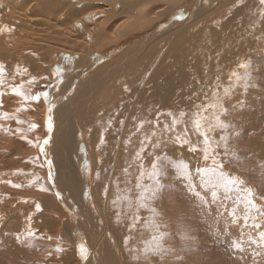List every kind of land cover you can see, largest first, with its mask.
<instances>
[{
    "label": "bare ground",
    "instance_id": "1",
    "mask_svg": "<svg viewBox=\"0 0 264 264\" xmlns=\"http://www.w3.org/2000/svg\"><path fill=\"white\" fill-rule=\"evenodd\" d=\"M262 11L259 0H0V112L9 114L0 118V264H203L206 235L213 237L225 223L215 204L188 201V181L175 169H167L151 202L160 230L168 233L162 243L171 251L163 259L143 252L152 235L144 222L150 213L139 209L141 219L134 221L135 203L117 197L135 200L139 168L133 157L153 127L146 123L137 133L135 125L159 120L162 128L169 111H191L211 95L217 76L222 96L232 71L247 76L224 101L229 128L212 135L228 137V155L218 149L225 171L244 180L258 202L264 196V172L249 173L255 164L264 171V129L253 122L264 119ZM41 80L47 95L38 100L11 91L23 84L22 91L33 95ZM189 147L169 142L156 154L185 161L190 172L210 164ZM151 151L143 153L145 166ZM192 182L198 184L196 177ZM227 231L240 235L238 225ZM81 242L87 260L79 255ZM253 248L263 255L264 247Z\"/></svg>",
    "mask_w": 264,
    "mask_h": 264
},
{
    "label": "snow or ice",
    "instance_id": "2",
    "mask_svg": "<svg viewBox=\"0 0 264 264\" xmlns=\"http://www.w3.org/2000/svg\"><path fill=\"white\" fill-rule=\"evenodd\" d=\"M261 5H264V0H259ZM264 15V11L261 13ZM175 19H180V16H175ZM244 68L245 65H240ZM19 72V68L17 69ZM24 71H27L24 69ZM59 70H57L58 73ZM235 71H232L228 79L231 81L227 86L223 87V95L217 91L220 85V78L217 76L216 81L209 87L212 88L211 95L205 94L204 100L193 105L191 111L180 110L178 113L169 111L167 115L170 117V122H165L163 127L160 128L159 120L156 121H140L135 125L136 132L142 133L143 127L146 123L152 124L153 127L148 133H143L142 139L139 141L140 147L135 152L133 159L138 161L139 174L135 177V189L136 196L133 201L128 195L119 196L117 199L126 200L131 207L133 203L136 205V213L133 216L134 221H139V209H146L150 215L144 218L145 225L150 227L152 235L150 239L143 241L144 253L158 254L163 259V254L171 249H164L163 238L168 233L161 231L162 225L156 221V217L159 215L157 210L151 206V202L157 197V194L162 188L161 179L166 175V171L169 167L175 169L177 175L184 177L188 181L187 190L192 193L201 205L215 204L217 206V216L224 220L225 231L224 235H229L227 229L231 226L238 225L240 228V235L238 238L231 240V247L236 250L243 251V245L247 242L252 244H258L264 247V196L259 197L257 201L255 191L247 186L245 181L239 176L229 174L225 171L224 162L221 153L218 149L223 146L225 148L224 156L228 155L226 135H221L219 140L215 139L212 135L219 130H227L229 124L222 119L227 112L224 106V101L227 99L233 91L235 84L242 79H245ZM4 66L0 64V85L4 84ZM33 80L35 77L32 78ZM32 81H29L31 83ZM23 84L12 87L11 91L25 100H38L41 95H47V93H37L36 95H28L22 91ZM127 90V88H126ZM4 93L0 91V95ZM2 106V102H0ZM22 108H17L16 111H21ZM52 111L51 106L48 108V112ZM159 115V113H158ZM9 114L6 112H0V118H7ZM135 119V117L133 118ZM18 123L22 121L17 120ZM124 123L123 120L120 121ZM111 124V120H109ZM30 127L35 128L36 125L32 124ZM47 127L49 130L52 128V118L48 116ZM20 131V129H17ZM191 134V135H190ZM197 136V141L193 143L191 136ZM103 135H101V143H103ZM131 142V137L125 141V144ZM179 143L181 145H189V151L202 153V159L204 161H210V164H206L203 167H198L194 172L189 171L188 164L183 160H170L167 155L156 154V150L161 147L162 144L167 143ZM44 144L48 143L45 139ZM151 148L152 151L148 153L152 157L150 166H145L143 153L145 149ZM40 151L43 153V145H41ZM234 159H238L235 152L231 153ZM49 168H51V161H48ZM124 172L128 173V168L124 169ZM193 177H196L198 184L193 183ZM35 179H39L36 177ZM49 180H51V173L49 174ZM11 183V182H9ZM33 181H29V184ZM15 187H21L20 184L14 185ZM200 190H197V189ZM204 193L210 195V199ZM57 197H60V193H56ZM117 201L114 200L115 204ZM36 210L40 211V205L36 204ZM28 221H31V215L27 217ZM243 221V223H240ZM130 228L135 227V223L129 225ZM245 229L249 231L245 233ZM255 232L256 238L252 233ZM29 237L33 236L31 228L26 233ZM247 235V241L244 239ZM17 241H20V235L16 236ZM51 239V237H49ZM128 237L125 238L127 244ZM79 255L81 259L87 260L89 256V249L81 242L77 245ZM57 251H61L58 247ZM135 258V257H134ZM179 259V258H177Z\"/></svg>",
    "mask_w": 264,
    "mask_h": 264
},
{
    "label": "rangeland",
    "instance_id": "3",
    "mask_svg": "<svg viewBox=\"0 0 264 264\" xmlns=\"http://www.w3.org/2000/svg\"><path fill=\"white\" fill-rule=\"evenodd\" d=\"M42 82H39L38 85L36 86V88L33 91V95L37 94V93H42L43 91L47 90L46 88L48 87H45V82L44 80H41ZM48 82L50 83V79H48ZM52 83V82H51ZM45 87V88H44ZM40 91V92H39ZM259 95H261L259 92H258V97ZM254 106V105H253ZM260 108V106H259ZM255 122V127H262L264 129V119L263 120H255L253 121ZM256 124L258 126H256ZM36 133V134H35ZM38 135V132H34L31 134V140H35L36 137ZM27 136H25L26 138ZM29 139V137H28ZM230 141H234L232 139H230ZM239 144V143H238ZM237 142H236V145H238ZM254 155V154H253ZM257 164L254 165V168L251 169L249 173L251 174V176H257L258 174L261 175L262 172V169L258 168ZM257 169V170H256ZM256 172V173H255ZM260 172V173H259ZM258 173V174H257ZM256 174V175H255ZM263 186V185H262ZM264 188V187H263ZM186 190V193L188 195V201L189 202H194L195 204H197V200L195 198V196L192 195V193H188L187 192V189ZM195 210V209H194ZM190 218L188 217V222H187V227H188V231L189 233H194L192 230H191V226H190ZM223 228V227H222ZM216 229V228H215ZM224 229V230H223ZM223 229H216L215 230V235L212 237L211 234L210 235H206V238H208L207 240V244L205 245V241H204V245L205 246H202V248L200 249L201 253L203 254V264H258L259 261L262 262V264H264V253L263 255H261V257H257L256 254L254 252H256L253 248V245L251 242H247L243 245L246 246L243 248V251H240V250H236V249H233L231 247V240L233 239L232 237L230 236H226L224 235V231H225V227ZM222 230V231H221ZM217 231V232H216ZM217 234V235H216ZM253 237L256 238V234H252ZM200 237L203 239V235H200ZM213 238V239H212ZM238 238V237H237ZM246 241H247V237L244 238ZM249 243V244H248ZM252 244V245H251ZM248 247H249V250H248ZM251 247V248H250ZM252 249V250H251ZM237 252V253H236ZM240 252V253H239ZM247 252V253H246ZM245 253V255H243ZM249 256V259L247 258ZM235 257V258H234ZM254 258H257V260L259 261H256L254 262ZM225 259H232V260H236V261H227ZM224 261V262H223ZM246 261V263H244ZM248 261V262H247ZM223 262V263H222Z\"/></svg>",
    "mask_w": 264,
    "mask_h": 264
}]
</instances>
